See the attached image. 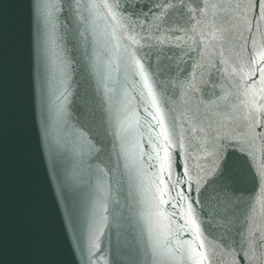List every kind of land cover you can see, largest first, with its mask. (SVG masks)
<instances>
[{"label": "snow or ice", "instance_id": "6c2138e0", "mask_svg": "<svg viewBox=\"0 0 264 264\" xmlns=\"http://www.w3.org/2000/svg\"><path fill=\"white\" fill-rule=\"evenodd\" d=\"M30 8L70 248L100 264L107 229L105 264H264V0Z\"/></svg>", "mask_w": 264, "mask_h": 264}, {"label": "water", "instance_id": "95a60500", "mask_svg": "<svg viewBox=\"0 0 264 264\" xmlns=\"http://www.w3.org/2000/svg\"><path fill=\"white\" fill-rule=\"evenodd\" d=\"M30 4L0 0V264H85L70 248L39 134ZM114 248L106 229L100 264Z\"/></svg>", "mask_w": 264, "mask_h": 264}]
</instances>
